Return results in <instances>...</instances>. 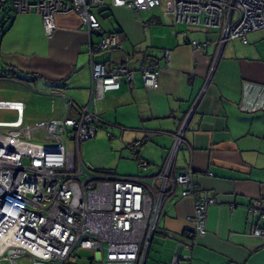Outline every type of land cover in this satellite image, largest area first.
<instances>
[{
    "label": "crops",
    "instance_id": "0c3cea01",
    "mask_svg": "<svg viewBox=\"0 0 264 264\" xmlns=\"http://www.w3.org/2000/svg\"><path fill=\"white\" fill-rule=\"evenodd\" d=\"M92 11L103 33L120 36L119 47L94 59L106 65L126 63L134 72L130 82L121 79L105 87L102 98L90 104L99 130L111 138L119 135V146L136 154L137 172L122 176L156 173L186 111L195 105L183 133L191 151H178L175 169L191 162L198 191L215 199L207 208L206 233L191 237L186 217L194 201L176 188L163 203L144 264H171L174 256L177 264H264V243L251 234L254 227H264V31L249 32L246 43L227 41L217 57V29L179 24L173 33L171 17L162 8L134 11L104 0ZM8 12L12 20L0 34V67L34 76L27 83L41 90L34 92L46 107L40 119L53 115L54 91L77 106L86 105L88 45L100 36L90 37L73 13L58 14L56 28L47 36L38 13ZM193 40L207 46L195 47ZM149 65L158 68L156 89L145 87L140 76ZM13 100L24 103L25 121H34L26 115V103ZM15 118L14 111L0 110V120ZM141 160L148 164L145 171L138 167ZM188 242L190 249L184 246ZM25 259L29 262L22 256L15 264ZM0 264L11 263L0 259Z\"/></svg>",
    "mask_w": 264,
    "mask_h": 264
},
{
    "label": "built area",
    "instance_id": "2783aa9c",
    "mask_svg": "<svg viewBox=\"0 0 264 264\" xmlns=\"http://www.w3.org/2000/svg\"><path fill=\"white\" fill-rule=\"evenodd\" d=\"M103 3L0 0L1 6L7 4L14 12L38 13L47 36L56 28V16L69 13L78 16L90 37L101 34L98 42L90 40L88 45L91 84L86 105L77 106L54 91L53 115L27 122L22 101L0 99V110L16 113L14 120H0V259L11 264L22 256L31 264H76L81 250L92 253L93 264H144L163 203L178 187L181 197L194 201L186 231L191 237L206 233L207 208L215 199L198 191L191 162L181 170L174 164L181 148L191 151L183 135L185 121L152 175L100 173L81 157V144L99 130V117L90 104L102 98L105 87L134 77L126 63L106 65L94 59L95 54L120 46L119 34L103 33L92 11ZM111 4L134 11L161 7L171 17L173 33L179 24L217 29L218 47L234 39L246 43L249 32L264 31V0H111ZM190 44L207 46L194 40ZM140 76L145 87L157 88L156 65L143 66ZM147 166L138 162L143 171ZM255 206L262 216L261 204ZM251 234L264 243L263 226L254 227ZM191 245L184 244L188 249ZM177 262L174 256L171 264Z\"/></svg>",
    "mask_w": 264,
    "mask_h": 264
},
{
    "label": "rangeland",
    "instance_id": "374dc122",
    "mask_svg": "<svg viewBox=\"0 0 264 264\" xmlns=\"http://www.w3.org/2000/svg\"><path fill=\"white\" fill-rule=\"evenodd\" d=\"M8 8L9 5L7 4L0 5V27L2 26V21L5 20ZM151 11H161V7L152 8ZM2 75L0 71V76ZM35 91L41 90H36V86L32 83L0 77V99L23 100L26 103V115L32 120H39L46 107L43 106L39 100L40 98L34 95ZM119 137V135H116V137L111 138L102 129L98 130L92 138L85 140L81 144L80 151L83 161L97 171L115 173V175L120 176L135 174L137 167L132 158L133 156L135 158L136 154L133 155L130 150L121 148L119 146ZM79 256L80 258L77 259L76 264H93L90 259L92 256L90 251L81 250L79 251ZM19 264H31V262L26 260Z\"/></svg>",
    "mask_w": 264,
    "mask_h": 264
},
{
    "label": "trees",
    "instance_id": "16d2710c",
    "mask_svg": "<svg viewBox=\"0 0 264 264\" xmlns=\"http://www.w3.org/2000/svg\"><path fill=\"white\" fill-rule=\"evenodd\" d=\"M9 9L10 6H9ZM12 10V9H11ZM14 11V10H13ZM8 13L7 12L5 14V20L2 21V26L0 27V34H2V31L4 30V27L8 24L10 25V22L12 20V16H8ZM0 71L2 72V78H10V79H14V80H17V81H22V82H29L28 80H31L34 78V76H28V75H22L21 73L17 72L14 68L12 67H0ZM100 173H104V174H114V173H110V172H103V171H98Z\"/></svg>",
    "mask_w": 264,
    "mask_h": 264
},
{
    "label": "water",
    "instance_id": "95a60500",
    "mask_svg": "<svg viewBox=\"0 0 264 264\" xmlns=\"http://www.w3.org/2000/svg\"><path fill=\"white\" fill-rule=\"evenodd\" d=\"M94 34H95V33H92V35H94ZM98 35L101 36V34H98ZM223 45H224V44H222V45L219 47L217 57H218V55H219V53H220V51H221ZM217 57H216V58H217ZM208 81H209V80H208ZM194 109H195V105L192 107V109L187 110L186 113H185V115H184V118H183V120H182V121H185L184 128H183V133H184V131L186 130V128H187V126H188V123H189V121H190V119H191V117H192V115H193ZM184 119H185V120H184ZM181 123H182V122H181ZM143 131H144V130H143ZM145 139H147V138L144 137L143 141H144ZM182 247H183V244L180 243L179 248L182 249Z\"/></svg>",
    "mask_w": 264,
    "mask_h": 264
}]
</instances>
